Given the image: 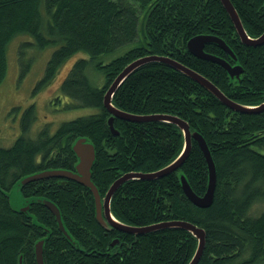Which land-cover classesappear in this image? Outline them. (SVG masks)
<instances>
[{
	"label": "trees",
	"instance_id": "16d2710c",
	"mask_svg": "<svg viewBox=\"0 0 264 264\" xmlns=\"http://www.w3.org/2000/svg\"><path fill=\"white\" fill-rule=\"evenodd\" d=\"M232 2L247 33L261 36L264 0ZM22 34L28 37L17 51L21 79L32 65L25 51L55 45L34 94L68 58L80 51L87 54L77 58L60 90L70 98L67 108L94 110L63 121L53 132L47 124L33 137V103L24 109L15 142L0 145V264H20V257L24 264H37L34 249L41 238L46 264H188L198 246L195 234L174 226L139 234L105 227L97 219L94 194L76 180L49 176L21 187L25 199H51L59 206L70 237L43 201L33 200L28 212L20 211L12 206L9 191L28 174L74 170L79 160L72 146L80 136L94 143L92 181L102 197L127 172L158 171L178 157L184 134L171 121L118 117L114 126L119 134L111 131L104 97L121 70L143 56L166 55L199 71L229 98L261 104L264 43L245 44L220 0H0V85L9 71L10 42ZM197 34L222 37L238 61L216 43L208 42L205 50L242 65L241 75L230 77L221 64L193 55L187 42ZM112 102L132 114H171L190 123L209 144L218 176L211 205L200 207L187 197L182 173L200 196L210 177L203 150L193 138L179 169L120 185L110 202L112 214L138 227L186 220L204 228L206 244L197 264H264V210L250 213L254 205H264V111L231 109L199 81L155 60L135 68Z\"/></svg>",
	"mask_w": 264,
	"mask_h": 264
},
{
	"label": "water",
	"instance_id": "95a60500",
	"mask_svg": "<svg viewBox=\"0 0 264 264\" xmlns=\"http://www.w3.org/2000/svg\"><path fill=\"white\" fill-rule=\"evenodd\" d=\"M222 1L226 11L229 12V15L231 17L232 22H234L235 28L237 33L241 35L242 41L245 44L248 45H262L264 43V32L259 37H250L249 33H247L246 28L244 26V23L241 20V17L236 11L235 6L232 2V0H220ZM208 42L216 43L217 45H220L228 55H231L233 59L238 61V55L234 52L231 46L226 43V41L220 37L219 35H213V34H197L196 36L190 38L187 42V46L189 51L195 55L196 57H201L206 60L214 61L218 64H221L226 68V70L229 72L230 77H239L244 70V67L240 65L239 63L232 64L229 62L226 58L222 56L214 55L210 52H206L205 46L208 44ZM155 61H161V62H167L174 68H178L182 72H184L186 75L190 76L192 79L199 81L204 87L211 90L219 99H221L227 106H229L231 109L238 110L241 112H248V113H254V112H261L264 111V102L261 104H254V105H248L245 103H240L239 101L235 99L229 98L221 88H218L210 79L206 78L204 75H202L199 71L197 72L193 68H190L188 66H185L183 63L178 61L177 59H173L169 56H161L157 54L143 56L142 58H138L132 63L128 64L125 68L121 70V73L114 79L111 86L107 89L105 97H104V104L107 107L108 111L110 112V117L108 119V124L110 126V129L115 134H119V129H117L116 126H114V120L116 117L118 118H125L129 119L131 121H145V120H160V121H171L173 123H176L180 126L183 134H184V147L179 153L178 157L170 162L168 165L162 167L161 169H158V171L154 172H147L143 173L141 171L136 172H127L126 174L120 176L119 178L115 179V182L110 186V188L107 190V193L105 197H102L101 192H99L98 187L95 182L92 181V166L94 164V159L96 156V149L94 146V143L88 140L85 136H80L76 141L74 142L72 148L75 151L77 157H78V163L75 166L74 170H68V169H49L45 171H39L35 174H28L27 176L21 178L18 182H16L15 185H19L20 190L21 187L26 184L28 181L38 180L39 178L43 177H49V176H58L63 177L61 182H66L67 180H76L77 182L83 183L84 185L88 186L91 190V192L94 194L95 197V203H96V214L97 219L100 222V224L104 225L105 227H111V228H118L119 230L123 232H130V233H143V232H149L153 229H160L161 227H179V228H185L196 235L198 240V246L195 250V255L192 257L190 262L188 264H197L199 259L202 256V252L205 248V239H206V231L204 228L198 226L195 223L182 220V221H169L164 222L161 224H153L150 226H134L131 224H125L121 220L115 217L114 214L111 212V199L115 194V190L122 185L124 182H126L127 179L131 178H142V179H153V178H159L160 176L169 174V172L173 170H177L180 168V166L183 164L185 159L189 156L190 149L192 147V139L194 138L197 143L200 145V147L203 150V154L206 157L207 166L209 167V182H208V190L206 191L203 196L198 195L194 189L191 187L187 177L182 173L180 175L181 181H182V188L184 189L187 197L191 200H193L198 206L204 207L209 206L214 201V194L216 190V184H217V166L215 165L213 154H211V150L209 147V144H207L206 139L202 133H199L196 130H191L190 123L185 121L179 116L170 115V114H156V115H140V114H131L128 113L125 110L120 109L118 106L113 104L112 98L114 95V92L118 89V87L122 84V81L132 73V71L137 68L140 65H143V63L146 62H154ZM35 201H43L45 205H47L51 210L53 211L54 215L57 218L58 226L60 227L61 231H63L68 237H70L69 231L67 227H65V223L63 220V217L61 216L60 208L58 205H56L55 202H53L51 199H34V198H28L24 199L21 207L19 208L20 211L28 212L30 209L31 202ZM119 238H117L113 243H117ZM44 238H41L36 244H35V260L37 261V264H46L44 260ZM20 264H24L22 261V257L19 259Z\"/></svg>",
	"mask_w": 264,
	"mask_h": 264
},
{
	"label": "rangeland",
	"instance_id": "374dc122",
	"mask_svg": "<svg viewBox=\"0 0 264 264\" xmlns=\"http://www.w3.org/2000/svg\"><path fill=\"white\" fill-rule=\"evenodd\" d=\"M27 37L26 34L16 37L10 42L8 48L9 71L0 85V145L2 146H11L17 136L21 134L22 114L24 109L33 103L37 111L36 121L30 129V135L33 137L47 124L53 132L58 129L63 121L79 117L82 114H88L94 110L92 107L67 108L70 98L63 95L60 90L63 78L77 58L88 57L82 51L68 58L59 71L56 72V76L34 94L35 84L45 76L47 62L55 50V45L47 46L44 49H38L35 46L28 48L25 51L26 56L24 58L25 60L30 59L29 62L32 65L21 79L19 74L22 64L17 59V51L21 40ZM58 96H60V99H57ZM9 195L11 196L12 206L17 209L20 208L25 198L22 196L19 185H15L9 191ZM263 210L264 205L262 203V206L254 205L250 213L258 215Z\"/></svg>",
	"mask_w": 264,
	"mask_h": 264
},
{
	"label": "bare ground",
	"instance_id": "6f19581e",
	"mask_svg": "<svg viewBox=\"0 0 264 264\" xmlns=\"http://www.w3.org/2000/svg\"><path fill=\"white\" fill-rule=\"evenodd\" d=\"M250 35V34H249ZM241 36V35H240ZM250 37H253L252 35H250ZM238 111V110H237ZM129 113V112H128ZM132 114V113H131ZM135 114V113H134ZM171 115V114H170ZM129 120V119H128ZM183 133V132H182ZM175 160V159H174ZM174 221V220H173ZM175 221H180V220H175Z\"/></svg>",
	"mask_w": 264,
	"mask_h": 264
}]
</instances>
